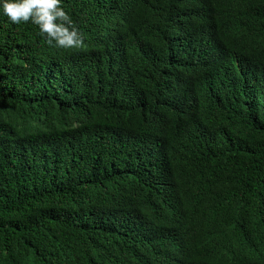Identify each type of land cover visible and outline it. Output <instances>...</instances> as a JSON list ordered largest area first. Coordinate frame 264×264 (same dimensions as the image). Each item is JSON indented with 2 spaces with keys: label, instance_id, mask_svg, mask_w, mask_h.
Returning <instances> with one entry per match:
<instances>
[{
  "label": "trees",
  "instance_id": "trees-1",
  "mask_svg": "<svg viewBox=\"0 0 264 264\" xmlns=\"http://www.w3.org/2000/svg\"><path fill=\"white\" fill-rule=\"evenodd\" d=\"M62 6L0 15V264H264V0Z\"/></svg>",
  "mask_w": 264,
  "mask_h": 264
},
{
  "label": "clouds",
  "instance_id": "clouds-1",
  "mask_svg": "<svg viewBox=\"0 0 264 264\" xmlns=\"http://www.w3.org/2000/svg\"><path fill=\"white\" fill-rule=\"evenodd\" d=\"M62 5L63 0H0V15L11 24L35 25L50 46L81 48L83 35Z\"/></svg>",
  "mask_w": 264,
  "mask_h": 264
}]
</instances>
